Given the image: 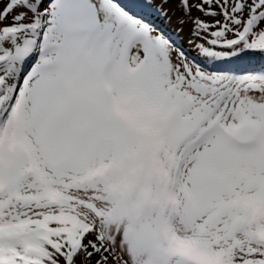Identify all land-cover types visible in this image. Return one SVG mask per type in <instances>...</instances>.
<instances>
[{"label":"snow or ice","instance_id":"6c2138e0","mask_svg":"<svg viewBox=\"0 0 264 264\" xmlns=\"http://www.w3.org/2000/svg\"><path fill=\"white\" fill-rule=\"evenodd\" d=\"M0 264H264V0H0Z\"/></svg>","mask_w":264,"mask_h":264}]
</instances>
